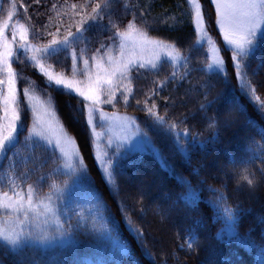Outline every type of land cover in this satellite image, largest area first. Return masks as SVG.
Returning a JSON list of instances; mask_svg holds the SVG:
<instances>
[{
  "label": "trees",
  "instance_id": "trees-1",
  "mask_svg": "<svg viewBox=\"0 0 264 264\" xmlns=\"http://www.w3.org/2000/svg\"><path fill=\"white\" fill-rule=\"evenodd\" d=\"M12 2L13 0H5L0 20L6 15ZM65 2L69 5L82 4L85 0H15L19 6L17 11L20 21L24 23L25 17L29 18L36 32L44 36L43 40H38L33 39L29 33L32 43L50 41L52 36L47 35V32L55 33L54 25L61 20V36L57 38L66 34L68 24L72 21L69 19L71 12L63 15L65 10L59 7ZM130 2L136 3L137 0ZM181 3L182 0H156L148 19H154L158 28L151 33L152 36L163 38L168 43H176L184 55L191 57L186 68L191 75L183 82L182 87L168 84L153 99L163 113L164 97H169V117L177 122L186 119L184 127L190 133H199V139L195 144L191 143V137L188 142L182 139L177 146L171 134L153 126L146 113L138 110L143 107L144 93L154 87L153 80H162L170 75L172 68L165 66L158 77L150 73L136 77L134 73L131 88L141 105L138 106L136 99L130 98L129 106L125 109L119 93L117 106H112L109 110L136 118L140 132L147 133L155 148L145 152L127 151L126 157L123 156L125 151H121L120 155H116L115 150L110 151L106 169L112 173L111 184L105 179L107 172H103L98 165L94 142L87 125L86 110L83 113L77 111L80 108L77 101L82 98L72 94V99L69 100L68 96L61 95L58 91L49 93L44 88L46 77L38 74L39 71L21 55L14 68L21 76L34 81L35 88L41 95L48 99L49 95L55 98L53 106L61 123L76 141L88 176L81 175L83 177L77 179L79 182L63 195L58 204L62 223L71 219L75 225L79 221L80 226L70 236L71 242L66 246L49 248L31 246L30 251L29 246H26L23 253L9 250L7 255L0 253L2 264H16L20 254L25 255L26 264H50V261H55L56 264H262L264 182L260 181V170L264 165L256 161L247 166L246 171L241 162L246 161L253 153L260 155L258 145L262 143L261 133H264V70H260L255 77L251 73L257 63L264 60V50L256 54L251 67L246 69L248 78L260 97L257 101L250 94L241 91L240 81L233 71L231 52L226 50L217 28L214 27L215 8L210 0H202V4L208 15V31L220 45L228 68L227 80L223 75L218 76L217 70L208 71L210 51L206 44L199 43V37L188 19L186 5L177 7ZM53 4L58 6L56 11L52 10ZM57 12L61 15L57 16ZM168 16L181 18L182 23L175 30H170L167 25L174 21L167 20V25L162 22ZM130 18V15L125 16L122 9H114V22L123 24ZM102 23L107 25V18ZM44 24L49 25L47 30L43 29ZM71 31L75 33V27ZM87 35L91 39V43L87 45L89 56L101 43H111L107 32L93 28ZM60 59L63 67L53 61H44L45 66L51 64L55 73L72 77L71 60H64L63 56ZM182 63L183 61L180 62ZM180 64L175 66L178 76L185 72ZM205 83L210 86L208 89L201 87ZM24 86L21 83L20 88ZM205 93L208 95L207 100L204 98ZM66 101L71 104V111ZM201 104L206 105L203 112L200 111ZM73 111L75 121L72 119ZM209 117L221 120L218 135L214 129L207 128ZM225 119L230 121L228 127L223 126ZM32 122V111H26V127L18 146L19 157L31 153L33 140L25 139L28 138ZM233 161L235 167L231 163ZM8 164L9 160L5 159L0 165V184H7V177L11 174ZM56 167H60L64 173L61 160L59 165L50 164L44 172H52ZM253 173L258 183L255 191L251 190V186L243 178L248 175L252 179L250 174ZM54 179L57 184L67 180V188L73 182L65 173ZM189 183L197 197L186 201L183 197L188 192ZM43 190L47 192L48 187L45 186ZM220 192L227 197V207L232 210L235 223L229 221L224 204L217 206V195ZM189 232L195 239L191 252L181 248L185 245Z\"/></svg>",
  "mask_w": 264,
  "mask_h": 264
},
{
  "label": "snow or ice",
  "instance_id": "snow-or-ice-1",
  "mask_svg": "<svg viewBox=\"0 0 264 264\" xmlns=\"http://www.w3.org/2000/svg\"><path fill=\"white\" fill-rule=\"evenodd\" d=\"M156 0H137L136 3L123 2V0H85L82 4H67L59 6L64 9L63 15H68L71 23L68 24L66 34L61 36L60 28L63 25L61 20L54 25L56 32H47L52 39L47 43L34 44L29 40V33L33 39L43 40L44 36L36 32L35 26L31 24L30 19L25 17V22L21 23L18 18V5L15 0L9 5L6 12V18L0 21V164L5 159L9 160L8 170L11 173L7 177V184H0V253L7 255L11 250L13 253H23L26 246L49 245L57 237L65 238L71 236L79 221L73 225L71 219L61 222L58 207L59 201L63 198L64 191L67 188V180L61 184L55 182L57 175H63L60 167H56L54 171L45 173L44 169L50 164L59 165L63 159L64 168H69L74 174H86L87 169L85 161L79 155V149L76 147V141L69 134L66 126L60 123L57 116L56 108L49 107L45 109L48 121L43 125L41 130L35 126L28 129L29 137H40L46 140V143H38L33 141L31 153L27 156L19 157L18 146L20 144V136L26 127L24 123V114L26 111L35 113L33 101L34 81L28 80L27 85L18 91V83L22 79L21 74L13 69V57L17 59L21 55L30 62V65L39 70L38 74L46 77L44 88L49 92L58 91L61 95L72 99L74 93L76 97L82 98L77 103L80 113L87 111V125L91 128L95 136L94 113L99 111L98 106L108 103L115 108L117 106V92L120 93V99L125 109L129 106V99H136V104L141 105V101L137 99L131 88L136 77L151 74L159 76L165 66L172 68L170 75H166L162 80H153L154 87L144 93L143 107L138 110L146 113L151 120L152 125L165 130L171 134L175 143L179 146L183 139L188 142L191 137V143L195 144L199 139V133H190L184 127L185 120L175 121L169 117V97H164L165 103L163 113L155 99L166 88L168 84H174L178 87L183 86V82L188 80L191 75L186 70L187 65L191 61L190 56L183 54L181 48L176 43H168L163 38H157L151 35L153 31H157L156 21L148 19L149 14ZM210 4L215 8V25L218 26L220 34L223 36L224 43L227 45L226 50L231 52V61L233 71L237 80L240 81L242 92L250 94L255 100L259 101L260 97L256 94L257 90L252 86L249 79V73L246 69L251 67V61L256 54L264 50V0H210ZM186 5L187 16L194 27L196 35L200 38L199 43L206 41L212 51V61L207 63L208 71L215 67L217 75H223L227 80L228 68L223 57L219 54L220 50L216 47L215 42L208 31V22L202 0H182L177 7ZM22 6V5H20ZM58 6L52 5V10L56 11ZM120 8L125 16L130 15V19L121 24L113 21L114 9ZM26 11V10H25ZM61 15L57 12V16ZM183 15V14H182ZM76 17H79L77 20ZM107 18L108 24L102 22ZM173 20L174 23L167 25V20ZM91 21V23H88ZM170 30H175L176 26L182 23L181 18L168 16L162 21ZM87 24V27L84 25ZM47 30L49 25H42ZM75 27V33L71 29ZM93 28L98 31L109 33L108 40L110 44L101 43L100 47L89 56L87 54V45L91 43L87 33ZM10 31L11 41L6 39V33ZM19 35V40H17ZM83 44L84 47H79ZM13 45H16L14 49ZM151 49L154 54L153 59L145 60L142 53ZM109 51H118L119 56L108 55ZM191 51V48L189 49ZM166 53L168 59L160 61V54ZM39 54V55H37ZM70 59L72 62V78H67L63 74H56L52 70V65L45 66L44 61H53L63 67V61ZM159 61V62H158ZM183 61L182 64L180 62ZM246 61L248 63H246ZM85 67L84 73L87 81L77 80L76 68L80 63ZM207 62V61H206ZM180 64L185 68L184 74L178 76L175 66ZM95 66V73L92 66ZM143 70V72L141 71ZM260 70H264V60H260L256 68L252 70V77L259 74ZM191 83L190 81H188ZM201 87L208 89L210 86L205 83ZM205 100L208 99L205 93ZM175 103V101H172ZM56 103L55 98L49 95V105ZM70 109L72 106L65 102ZM264 107V105H262ZM206 105H200V111H205ZM259 111V109H258ZM115 115V114H114ZM228 115V114H226ZM103 116V113H101ZM73 121L76 120L75 112H72ZM116 119L122 121V126L128 127L136 125V118L128 116H116ZM221 120L218 117L208 118V129H214L218 135ZM230 121L225 119L223 126L228 127ZM136 136L146 137L147 133H141L139 126L136 125L135 135L125 136L121 143L116 146V155L121 154V148L127 144L129 148H134L140 144L141 140H136ZM215 138V137H213ZM54 140V143H53ZM136 141L134 144L133 141ZM262 143L258 145L260 155L252 154L246 161L241 162V166L245 167L259 161L264 165V133H261ZM202 144L203 141H200ZM111 141H109V147ZM39 149V154L37 150ZM59 152V155H57ZM127 151L123 156H127ZM19 157V159H18ZM75 160V163L70 161ZM97 160L101 164L102 170L107 172L106 181L112 183V173L104 169V161ZM235 167V162H231ZM249 179L248 175H244V179L251 190L255 191L258 183L255 174ZM51 181V182H49ZM260 181L264 182V168L260 170ZM19 182V183H18ZM188 183V182H185ZM26 185V191L24 186ZM48 187L45 192L44 187ZM118 191V189H117ZM95 195V193H93ZM197 193L188 184V192L183 199L194 200ZM224 204V211L232 223H235V216L230 208L227 207V197L223 192L217 195V206ZM239 208V205L237 206ZM264 223V218L261 219ZM188 251L191 252L195 239L191 232L186 237ZM183 249V245L181 246ZM175 258V254H173ZM2 264V260H0ZM16 264H26L24 254L17 257ZM50 264H56L50 261ZM264 264V259H262Z\"/></svg>",
  "mask_w": 264,
  "mask_h": 264
},
{
  "label": "rangeland",
  "instance_id": "rangeland-1",
  "mask_svg": "<svg viewBox=\"0 0 264 264\" xmlns=\"http://www.w3.org/2000/svg\"><path fill=\"white\" fill-rule=\"evenodd\" d=\"M204 10H205V7H204ZM207 16L208 15L206 14V19H207ZM5 18H6V15L3 16V18L0 21H2ZM213 24H214V27L217 28V30L219 32V28H218V26L216 27L215 21L213 22ZM219 36H221L222 44L225 46V48H227V45L224 43L223 36L220 34V32H219ZM6 39L8 41H11V33H10V31L8 33H6ZM17 40H19V35H17ZM29 40H30V37H29ZM199 40H200V38H199ZM213 40L215 42L216 47L220 50L219 54L222 56L220 45L218 44L216 39L213 38ZM30 42H31V40H30ZM204 44L207 45L206 41L203 42L202 45H204ZM13 47L15 49L16 45H13ZM207 47H208V49L210 51V56H211V61H212L211 48L208 45H207ZM37 55H39V54H37ZM108 55H115V56L118 57L119 53H118V51H115V52L111 51L110 53H108ZM141 55H142L143 59H145V60H149V59H153L154 58V54H153V52L151 51L150 48L145 50ZM20 59H21V56L19 57V59H17L15 56L13 57V61H14L13 69L15 71H16V69L14 68V66H15V64H17V62H19ZM167 59H168V57H167L166 53H161L160 54V61H165ZM212 70L215 71L217 69L215 67H213ZM84 71H85V67H84L83 63L81 62L76 68L77 75H76L75 78L77 80H83V81L86 82L87 81V77L85 75H82V73H84ZM92 71H93V73H95V71H96L94 65L92 66ZM56 74H58V73H56ZM22 77H25V76H22ZM67 78H72V77H67ZM28 80H31V79L27 78L26 80L22 79L21 81H19V83H18V91L21 89L20 88L21 87V83H23V85L26 86ZM33 90H34V96L36 97V99L33 101V105L35 107V113L33 114V112H32V114H33V122H32L31 128L35 126L38 130H41L43 125L46 124V122L48 121V116L45 114V109L49 108V107H53V105H49V99L46 96H43V95L38 94L36 92L35 84L33 85ZM118 94H119V92H117L116 95H118ZM111 107H112L111 104L103 103V104L98 106L99 111L94 113L93 119H94V124L96 125V127H95L96 135L95 136L93 135V132H92L91 128L89 127L90 132H91V136H92V139H93V142H94V149H95L96 159H97V155H99L100 160L104 161V169H106L107 165H108V163H107V155H108V153L110 151H113V150L116 151V146L121 143L122 139L125 136L135 135V133H136V125H137V124L136 125H131V126H128V127L122 126L123 122L117 120L116 116H126V115H121V114H118V113H116L114 111H110L109 109ZM101 113H103V116H101ZM86 118H87V111H86ZM60 123H61V121H60ZM28 137H29V134H28ZM26 140H33V141H36V142H39V143H46V140H41L40 137H37V136H33L31 139H25V141ZM136 140H141L142 142L140 144H137L134 148H129V146L127 144H124L122 146V148H121V151H141V152H145V151L153 150L155 148L151 144V142L149 141V138L147 136L146 137L136 136ZM109 141H111V146L110 147H109ZM53 143H54V140H53ZM133 143L135 144L136 141L134 140ZM76 147L78 148L77 144H76ZM57 154L59 155V152H57ZM79 155L81 156L80 151H79ZM61 161H62V170H63V172L65 174L69 175L72 178V181H73L72 184L67 188V190L64 191V194H66L69 190H71L75 186L76 182H79V180H80L79 178H81V177H83L85 175H86V177L88 176V171H87L86 174H74L71 169L64 168L63 167V164H64L63 159H61ZM70 162L75 163V160L70 161ZM98 165L101 168V164H100L99 161H98ZM101 170H102V168H101ZM102 171L105 172L104 170H102ZM81 175H83V176H81ZM77 179H79V180H77ZM25 191H26V189H25ZM59 216H60V212H59ZM70 242H71V237L70 236L65 237V238L57 237L49 245H45V246L35 245V247L49 248V247H56V246H66ZM183 249L188 250L187 240H185V245L183 246Z\"/></svg>",
  "mask_w": 264,
  "mask_h": 264
},
{
  "label": "water",
  "instance_id": "water-1",
  "mask_svg": "<svg viewBox=\"0 0 264 264\" xmlns=\"http://www.w3.org/2000/svg\"><path fill=\"white\" fill-rule=\"evenodd\" d=\"M4 1L5 0H0V16H1V13H2V10H3Z\"/></svg>",
  "mask_w": 264,
  "mask_h": 264
}]
</instances>
